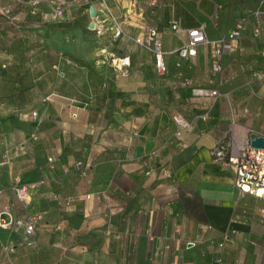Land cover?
I'll return each mask as SVG.
<instances>
[{"label":"crops","instance_id":"crops-1","mask_svg":"<svg viewBox=\"0 0 264 264\" xmlns=\"http://www.w3.org/2000/svg\"><path fill=\"white\" fill-rule=\"evenodd\" d=\"M0 2L13 9L0 15V211L39 216L32 244L0 228V264H264V198L241 192L211 154L234 121L264 133V0H78L65 19L49 17L51 0ZM248 10L260 11L261 34L248 18L220 73L208 44L177 55L188 29L215 40ZM150 28L166 74L135 41Z\"/></svg>","mask_w":264,"mask_h":264},{"label":"built area","instance_id":"built-area-1","mask_svg":"<svg viewBox=\"0 0 264 264\" xmlns=\"http://www.w3.org/2000/svg\"><path fill=\"white\" fill-rule=\"evenodd\" d=\"M43 0H34L38 3ZM78 0H51L55 4L51 12L48 14L52 19H65L66 10ZM89 0H85V4ZM106 5V0H102ZM150 6H155L160 0H146ZM13 9L10 5L0 2V15L11 17ZM248 18L254 21V36L258 37L261 34V19L259 10H248L244 17L237 22L235 27L222 37L210 40L207 37L203 25L193 27L187 30L188 39L184 41L182 46L176 51L177 55L183 59H189L197 54L198 46L200 44H208L211 46V67L214 74L221 72L223 68V57L225 53L232 48V42L240 38L245 29V22ZM174 31L180 33L182 28L178 23L172 25ZM93 30L97 35H101L104 31V25L101 22H95ZM115 38L124 34L120 25H115L111 28ZM137 43L152 51L159 74L167 73V65L165 62V52L162 49V41L159 32L155 28H150L143 39H135ZM116 64L119 66L128 65L129 57H122L116 59ZM191 83L190 79H184L182 85L187 86ZM212 95H218L217 90L211 92ZM38 117V113L34 112V118ZM174 121L180 131L188 130L190 123L184 118L182 114L174 115ZM262 136L264 133L253 129H246L243 134L237 132L236 123L233 126L227 138L220 140L214 145L211 150L214 161L220 162L224 165L234 167L235 176L234 183L241 192L251 194L253 196L264 198V148H256L252 146V136ZM33 139H38L36 133H32ZM53 158H49L52 161ZM82 175H85L91 164L87 161L79 160L74 166ZM13 192L19 202L27 203L31 200L29 185L21 181L20 177H16V182L12 186ZM8 215V219L4 218ZM39 216L36 214L30 215L27 218H15L8 206L0 211V228L5 230L22 229L25 239L29 244L34 243L33 238L36 234V224Z\"/></svg>","mask_w":264,"mask_h":264},{"label":"water","instance_id":"water-1","mask_svg":"<svg viewBox=\"0 0 264 264\" xmlns=\"http://www.w3.org/2000/svg\"><path fill=\"white\" fill-rule=\"evenodd\" d=\"M90 12H91L92 16H95V8L94 7L91 8ZM94 26H95V22L92 21L90 24V27L94 28ZM252 146L256 147V148H264V137L257 136V135L252 136Z\"/></svg>","mask_w":264,"mask_h":264}]
</instances>
